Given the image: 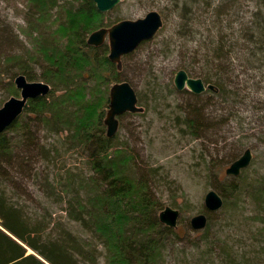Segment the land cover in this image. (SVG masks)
Instances as JSON below:
<instances>
[{"label": "trees", "instance_id": "obj_1", "mask_svg": "<svg viewBox=\"0 0 264 264\" xmlns=\"http://www.w3.org/2000/svg\"><path fill=\"white\" fill-rule=\"evenodd\" d=\"M18 1L25 30L18 32L0 13V106L17 95L13 79L18 74L47 83L49 91L29 98L0 132V264H164L179 233L158 220L163 204L151 190L155 171L141 169L127 145L117 146L115 136H106L103 124L111 84L127 81L133 87L132 82L118 76L106 42L86 43L90 32L119 19L99 23L105 14L92 0ZM173 1L179 21L172 34L187 32L171 42L193 45L175 68L213 86L189 93L193 102L182 99L177 105L183 131L201 133V139L213 134L216 144L231 120L240 130L244 122L249 128L264 126V0H251L256 10L239 26L234 25L236 0H218L220 7L213 6L215 0ZM200 4L201 24L212 21L201 31L192 28ZM160 41L169 47L164 38ZM160 88L158 81L148 82L152 94ZM137 100L143 101L138 93ZM245 145L233 140L225 161L237 158ZM203 152V168L212 174ZM73 155L81 165L68 159ZM214 189L222 198L218 214L233 211L244 192L263 201L258 209L264 210V174L239 173ZM32 192L46 203L37 200L40 212L16 200ZM48 202L62 204L69 223L53 218ZM263 212L256 218L264 223ZM210 219L208 214L204 231ZM262 256L254 264H264Z\"/></svg>", "mask_w": 264, "mask_h": 264}, {"label": "rangeland", "instance_id": "obj_2", "mask_svg": "<svg viewBox=\"0 0 264 264\" xmlns=\"http://www.w3.org/2000/svg\"><path fill=\"white\" fill-rule=\"evenodd\" d=\"M215 1L213 6L218 4L220 7L221 2ZM236 3L239 10L238 13L236 12L237 19L234 25L239 26L238 21H249L256 9L254 10L251 0H236ZM20 8L21 3L18 0H0V13L16 26L18 32L25 30L22 14L19 13ZM152 9L162 15L164 28L154 37L140 43L133 52L122 59V67L118 75L120 78L130 79L136 96L138 93L141 99L143 98L140 103L137 100V104L144 107L141 112H123L118 115L117 128L113 136L117 146L122 144L128 146L141 169L152 168L155 171L157 183L151 187V190L153 196L162 202V208L169 205L179 211L174 228L179 236L167 252L164 264H254L255 260L259 262L264 255V223L256 216L264 211L262 207L258 209L259 205L263 206V201L256 202L248 192H244L241 202L233 211L228 209L218 214L216 212L220 209L207 211L204 208L203 196L207 190L221 187L222 182L232 177L226 175L224 169L230 164L225 159L227 153L231 151L233 140L246 142L239 155L245 148H249L252 154L249 165L240 173L250 178L264 174V126L249 128L244 122V127L240 130L237 121L231 120L223 127L220 137H217L218 141L215 140L216 144L213 141L215 139L213 134L201 139V133L193 136L183 131L184 128L179 123L180 112L177 105L181 104L182 99L189 102L193 100L190 91L182 93L174 87L173 75L178 61L186 58L183 54L184 49L193 45L191 41L185 45H180L179 40H176L175 44L171 42L178 34L183 38L182 34L187 32L180 30L179 33H175V37L172 34V29L179 21L177 12L173 11L174 1L119 0L110 10L103 12L105 15L99 17L97 21L106 25L109 21L114 22L116 18L135 19ZM199 9L196 16L199 21H195L197 24L192 28L201 31V27H210L212 21L201 24V4ZM162 38L168 42L169 47L161 45ZM155 80L159 82L161 88L156 89L152 94L147 89V85L148 82L152 83ZM16 90V96H19V91L17 88ZM155 95L157 99L153 100L152 96ZM242 112L244 115L246 111ZM202 151L206 156L208 168L214 169L211 171L212 174L208 173L209 171L206 173L208 169L203 168ZM68 159L81 165L79 156L73 155ZM214 159L220 164L214 166L216 162L212 161ZM218 168H221V172L215 174ZM13 200H15L14 196ZM16 200L28 207L29 211L42 210L37 200L42 201L46 207L42 196L37 192ZM48 205L53 218L64 224L69 223L60 207L62 204L48 202ZM197 213H204L206 218L211 214L206 231L193 230L190 227L189 219ZM70 224L77 228L76 223L70 222ZM30 251L29 249L28 252ZM228 255L231 256L230 259Z\"/></svg>", "mask_w": 264, "mask_h": 264}, {"label": "water", "instance_id": "obj_3", "mask_svg": "<svg viewBox=\"0 0 264 264\" xmlns=\"http://www.w3.org/2000/svg\"><path fill=\"white\" fill-rule=\"evenodd\" d=\"M96 9L100 12L110 10L119 0H92ZM162 26V18L158 11L149 10L143 16L135 19H121L108 27H99L90 32L86 43L99 46L107 43V58L121 69V57L132 52L141 42L152 38ZM13 83L19 91V96L8 97L0 106V132L5 130L22 112L29 98L43 96L48 93L49 85L42 81H28L22 74L14 77ZM173 85L177 90L188 89L192 93H200L205 89H212L211 84H204L201 78L190 77L183 69H178L173 75ZM143 107L137 104L134 88L127 81L111 84L108 91V107L103 123L106 127V136L114 135L117 128V116L123 112H141ZM252 154L249 148L225 167L224 173L229 176H237L246 168ZM204 208L207 211H216L222 206L221 196L209 189L203 196ZM179 211L169 205H165L157 214L160 223L175 228ZM207 218L204 213H197L190 217L189 224L193 230H200L206 226Z\"/></svg>", "mask_w": 264, "mask_h": 264}, {"label": "flooded vegetation", "instance_id": "obj_4", "mask_svg": "<svg viewBox=\"0 0 264 264\" xmlns=\"http://www.w3.org/2000/svg\"><path fill=\"white\" fill-rule=\"evenodd\" d=\"M103 43H105V42H103ZM134 51V50H133ZM132 51V52H133ZM131 53V52H130ZM129 54V53H128ZM124 55H126V54H124ZM122 58V57H121ZM121 67H122V64H121ZM184 89H186V88H183V89H181V90H184ZM181 90H179V91H181ZM186 90H188V89H186ZM109 91V90H108ZM189 91V90H188ZM191 92V91H190ZM192 93V92H191ZM201 93V92H200ZM195 94V93H194ZM199 94V93H198ZM107 110V109H106ZM106 114V113H105ZM105 117V116H104ZM104 119V118H103ZM105 125V124H104ZM105 132H106V129H105Z\"/></svg>", "mask_w": 264, "mask_h": 264}]
</instances>
